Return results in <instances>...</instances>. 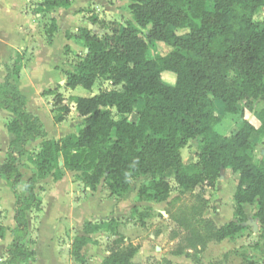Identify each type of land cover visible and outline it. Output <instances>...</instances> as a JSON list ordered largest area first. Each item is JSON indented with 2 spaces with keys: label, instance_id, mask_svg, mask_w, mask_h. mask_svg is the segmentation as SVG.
I'll use <instances>...</instances> for the list:
<instances>
[{
  "label": "trees",
  "instance_id": "1",
  "mask_svg": "<svg viewBox=\"0 0 264 264\" xmlns=\"http://www.w3.org/2000/svg\"><path fill=\"white\" fill-rule=\"evenodd\" d=\"M75 1L45 0L37 13L67 10ZM129 1L133 21L126 25L113 22L102 37L89 30L80 32L88 51L73 71L66 72L65 88L92 91L103 80L114 89L102 90L92 97H70L82 121L76 134L47 139L41 119L27 110V98L20 90L23 56L18 53L14 65L5 66L0 112L11 114L6 129L12 140L0 166V176L16 199V239L6 251L5 264L35 260V252L25 241L28 213L39 212L43 206L36 193L37 182L49 176L55 182L61 181L68 171L79 175L83 185L92 191L105 183L113 197L133 192L132 183L143 178L138 201L162 204L173 192L169 171L180 191L188 193L200 186L215 188L221 172L231 170L239 175L233 197L234 221L218 227L207 214L209 201L198 194L191 206L167 212L176 224L169 237L171 241L178 240L173 254L199 261L211 243L243 238L248 205L257 207L258 237L264 249V158L256 162L253 156L255 139L264 137V110L259 112V127L241 112L238 130L223 136L216 131L221 119L214 105V100L220 99L226 113L237 115L241 104L252 107L256 102L264 103V20L256 18L264 10V0ZM96 23L97 18H93ZM58 30L53 21L46 30L49 43ZM67 37L73 36L68 33ZM147 40L163 43L171 51L150 59ZM65 52L70 53L71 48L66 46ZM166 72L175 75L174 84L163 80ZM46 94L56 96L59 113L54 121L62 123L71 113L69 104L58 89ZM113 111L121 117L119 120L113 117ZM133 115L136 121L131 120ZM40 139L34 160L36 173L24 185L26 196H21L17 192L23 183L19 164L27 158L28 145ZM190 140L198 143V161L188 165L183 162L181 150ZM1 216L0 211V219ZM151 216V210L140 212L134 207L132 211V218H139L142 227ZM103 225L118 237L103 264H134L138 248L125 245L116 220L87 222L86 236L76 237L72 244L75 261L85 264L84 249L92 242L87 236L101 231ZM5 234L0 220V238ZM163 263L172 264L169 260Z\"/></svg>",
  "mask_w": 264,
  "mask_h": 264
},
{
  "label": "rangeland",
  "instance_id": "2",
  "mask_svg": "<svg viewBox=\"0 0 264 264\" xmlns=\"http://www.w3.org/2000/svg\"><path fill=\"white\" fill-rule=\"evenodd\" d=\"M8 1L9 4L12 5L11 10H9L10 14L6 12L7 9L4 6H0V27L12 25L16 22L22 25L24 23L27 24V21L31 22V17L29 18V16H26L25 14L22 15L21 19L19 18L18 7L20 8V6L18 3H20L19 1L23 0ZM43 2H45V0H30L27 4L26 12L31 16H35ZM130 5L131 2L129 0H124L121 2H118L117 0H76L71 7L73 11H63L65 12L63 13V16L57 11L52 14H42L41 18L38 17L36 30H40V33L44 34L45 39L47 37L46 30L52 25L53 21L58 22V17L62 16L63 20L65 19L67 22L70 20L69 24L78 36V38L76 37L73 41L77 46H73L74 50L73 47L70 46L71 52L68 54H66L64 49L62 53L60 52V48H58V44L60 43L58 39L56 41L58 44H56L54 49L52 48L48 53L45 50L42 52L41 57H39L35 63L36 65L39 64L38 67H34L33 62L31 65H29L32 60L33 49L21 51L20 54H22L24 58V67H28V65L30 67L26 70V74L23 75L26 82H37L41 78L44 80V82L51 79L55 81L56 78L54 75L56 71L52 69V66L57 65L58 62L59 64H62L63 58V64L61 65L62 70L60 68L59 69L64 74H66L67 71H73L79 58L84 56L86 51V43L80 38L81 30H89L92 31L94 35L102 37L110 31L109 28L113 22H120L123 25H126L129 21H133ZM93 18H97L96 25L93 24ZM256 18L258 20H264V10ZM89 25H91V27ZM147 31L144 33L146 34ZM147 42L149 43L148 57L150 59H158L171 51V47L163 43L151 42L149 40H147ZM16 55H14L10 62H8L9 66L12 67L14 65ZM163 80L169 84H174L176 79L174 74L166 72L163 75ZM106 89L112 90L114 87L110 86L109 83L103 80L98 81L93 87L92 91L86 90L83 87H77L75 90H67L65 87L60 86V88H58V92L66 99V103L69 104L71 108V113L65 118V122H63V124H58L54 121L55 115L59 113V105L56 104V96L49 94L44 95L46 92L45 90L42 92L39 90L35 94L32 93V89L26 90V98L30 100L27 110L33 114L41 112L42 114L39 116V118L44 125V129L47 131V135L49 134L47 139L59 140L65 136L76 134L79 128L82 126V121L77 117V112L75 109H73V103H71L70 97H92L98 95L102 90ZM214 105L216 109V115L221 119V122L216 127V131L220 135L230 136L238 130L241 112L245 113L246 119L252 122V124H254L256 127L260 126L259 112L264 110L263 102H256L252 107H246L245 105L241 104L239 106L240 113L237 115L226 113L224 109V103L220 99L214 100ZM113 117L117 120L121 118L116 114L115 111H113ZM10 118L11 117H9V113H5L3 111L0 113V166L7 158V151L12 140L11 135L6 129V124ZM136 119V115L131 117V120L133 121H136ZM255 140L257 141V146L253 151V156L256 162H260L264 158V137H258ZM40 142L41 140H38L28 145L27 158H25V160L19 164V169L23 174V183L18 187L17 192L21 196H26L27 193L25 192L24 185L36 173L34 160L35 155L39 150ZM197 150V141L190 140L189 143L181 150L183 162L188 165L196 163L198 161ZM68 172L69 173L67 174H69V177L65 176L64 181L69 183H78L80 185V190H82L84 185L81 182L79 175L70 171ZM167 176L170 179L171 185L173 186V192L170 196V199L163 203L160 210L168 211L169 213H176L181 207L185 208L191 206L195 202L196 196L198 194H203L204 197H206V199L209 201V208L207 210L208 215H218L220 212L218 211V208H223V214H231V211L234 210L233 197L239 183V175L233 173L231 170H224L221 172L220 178L218 179L215 188L200 186L194 192L188 193H182L177 187L172 171H169ZM143 181L144 179L140 178L132 183V187L134 188L133 192L138 191L140 184ZM50 183H56L52 176H49L45 180H38L37 192H39V196L43 193L41 192L40 188L42 187L44 189V186ZM102 187L105 188L104 197L108 196L110 193H108L109 190L108 187L106 188L105 183L100 185L98 189H102ZM62 190L63 189L59 190V188H57L55 191H53L56 193H62ZM133 192L126 194V196H130ZM126 196L118 197V201L126 198ZM15 201L16 199L14 193L8 188L5 180L0 176V211L2 214L0 220L6 230L9 231L12 230L10 213L12 212L13 206L15 205ZM58 210L59 209L55 207L54 210H51V213L55 214ZM245 211L247 213L248 220H254L259 225V221L255 218V213L257 211L256 205L246 206ZM34 214L36 213L33 212V216ZM130 218H132V214L130 215ZM127 220L129 221L130 219L127 218ZM138 220L139 218L136 220L132 218V221L135 224L140 223ZM155 222L156 223H153L152 227L156 226L155 231L159 232H161L162 226L165 227L166 230H170V227L173 226L168 235L169 239L172 230L176 228V224L174 222H166V218H160L157 216L155 218ZM245 227L247 229L244 232L243 238L239 240L240 243L231 244L227 243L228 240H225L222 242H217L221 245L214 244L215 246L211 247L212 244H210V246H208L207 250L204 252L207 253L208 257H204L203 253L200 260L196 261V259L194 260L193 257H187L186 255L176 256L179 258L180 262L177 264H264V249L261 246V241L258 237L259 233L255 234L253 232L252 226L248 225ZM31 242H33V239H31ZM158 246L160 250L155 248V244L152 246V256H150L148 259V264H164L163 262L169 257L175 256L173 253L178 247V240L171 241L169 239V242L160 243ZM72 263H77L74 258H72ZM172 264L176 263L172 262Z\"/></svg>",
  "mask_w": 264,
  "mask_h": 264
},
{
  "label": "crops",
  "instance_id": "3",
  "mask_svg": "<svg viewBox=\"0 0 264 264\" xmlns=\"http://www.w3.org/2000/svg\"><path fill=\"white\" fill-rule=\"evenodd\" d=\"M29 1L30 0H23L18 3L20 6V8L18 7L19 18L21 19L24 14L29 16V18L31 17L29 25L27 21V24L24 23L23 25L16 22L12 25L0 27V84L4 83L7 76L5 66L8 65V62H10L14 55L20 54L23 50L33 49L32 60L29 65L33 62L34 67H38L39 64L36 65L35 63L38 58L41 57L42 52L45 50L48 53L52 48L54 49L56 44H58L56 43L58 39L60 41L58 48H60V52L62 53L66 46H77L73 41L76 37L78 38V36L70 26V20L67 22L65 19L63 20L62 17L63 13L69 12L70 10L73 11L71 8L67 10H55L62 16L58 17V33L55 34L56 36L53 42L49 43L48 37L45 39L44 34L40 33V30H36L38 17L41 18L43 13L36 12L35 16L29 15L26 12ZM0 6H4L8 13L12 8L8 0H0ZM55 11L48 14H52ZM89 26L91 27V25ZM68 33L72 34V39H68ZM62 64L58 62L57 65L52 66V69L56 71L54 75L56 78L55 81L51 79L44 82L41 78L37 81L38 83L34 81H31L32 83L30 81L26 82L23 75L26 74V70L30 67L29 65L28 67H24L20 81V90L22 93L26 96L27 89H32V93L35 94L39 90L42 92L44 90H55L60 88V86L65 87L67 78L66 74L61 71ZM29 101L30 100L27 98V106ZM3 112L9 113L7 111ZM41 114V112H38L34 115L39 117ZM9 117H11L10 113ZM63 122H65V120ZM63 122L58 124H63ZM67 173L69 172H66L65 176L69 177ZM64 179L65 177L56 183L46 184L44 189L41 187L40 190L43 192L42 195H40L43 200L42 210L28 213L29 232L25 244L31 251L35 252L36 257L35 260L26 264H73V256L71 255L72 244L76 237L86 236L84 233V226L87 222L99 223L103 220H116L120 222L117 231L124 237L125 245L132 244L138 248V253L133 259L134 264H148V259L152 256V246L155 244V248L160 250L158 246L160 243L169 242L168 235L173 226L170 227V230H166V228L162 226L161 232L155 231L156 226L152 227L153 223H156V216L166 218V222H173L167 215L168 211L160 210L163 203L154 204L151 202H139L137 199L138 191H134L130 196H126V198L118 201V197H112L110 194L104 197L105 188L103 187L97 191H92L90 188L83 186L82 190H80V185L78 183L65 182ZM57 188H59V190L63 189L61 191L62 193L54 192ZM36 193L39 194V192H37V187ZM55 207L59 210L57 213L53 214L51 210H54ZM134 207H138L140 212L151 210L152 216L146 221L147 224L145 227L140 226L139 223L135 224L132 218H130ZM15 208L16 206L14 205L10 213L12 230H6L5 237L0 238V264H5L8 260L6 251L11 248L16 239V223L14 220ZM222 209L223 208H218V211H220L219 214L211 216L218 227H223L225 224L234 221V210L231 211V214H223L224 212ZM33 212L36 213L34 216ZM127 218L130 220L128 221ZM87 237L91 238L92 242L84 249L85 264H103V262L111 256V251L115 248L114 242L118 237L112 235L107 230L106 225H103L101 231ZM31 239H33V242H31ZM239 240L240 239L232 241L228 239L227 243H240ZM211 244V247L215 246L214 244L221 245L217 242ZM204 257H208L207 253H204ZM167 260L175 262L176 264L180 263L179 258L176 256L169 257Z\"/></svg>",
  "mask_w": 264,
  "mask_h": 264
},
{
  "label": "water",
  "instance_id": "4",
  "mask_svg": "<svg viewBox=\"0 0 264 264\" xmlns=\"http://www.w3.org/2000/svg\"><path fill=\"white\" fill-rule=\"evenodd\" d=\"M248 225L249 226H252L253 232L255 234H258L259 233L260 228H259V225H258V223L256 221H254V220H248L246 223L243 224V226H248Z\"/></svg>",
  "mask_w": 264,
  "mask_h": 264
},
{
  "label": "built area",
  "instance_id": "5",
  "mask_svg": "<svg viewBox=\"0 0 264 264\" xmlns=\"http://www.w3.org/2000/svg\"><path fill=\"white\" fill-rule=\"evenodd\" d=\"M76 264H78V263H76Z\"/></svg>",
  "mask_w": 264,
  "mask_h": 264
}]
</instances>
